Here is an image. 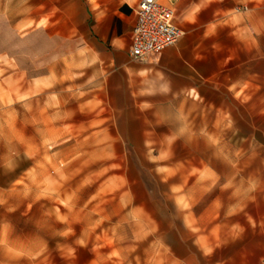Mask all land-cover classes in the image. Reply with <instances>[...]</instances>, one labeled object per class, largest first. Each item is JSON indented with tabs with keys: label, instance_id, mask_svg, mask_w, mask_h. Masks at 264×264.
I'll return each instance as SVG.
<instances>
[{
	"label": "rangeland",
	"instance_id": "1",
	"mask_svg": "<svg viewBox=\"0 0 264 264\" xmlns=\"http://www.w3.org/2000/svg\"><path fill=\"white\" fill-rule=\"evenodd\" d=\"M76 11L0 0V264H264V0L252 53L223 25L183 90L66 37Z\"/></svg>",
	"mask_w": 264,
	"mask_h": 264
},
{
	"label": "crops",
	"instance_id": "2",
	"mask_svg": "<svg viewBox=\"0 0 264 264\" xmlns=\"http://www.w3.org/2000/svg\"><path fill=\"white\" fill-rule=\"evenodd\" d=\"M60 1L74 3L77 7V11L70 18L71 25L66 30L67 33L72 34L68 33L66 37H76L81 44L83 42L89 43L90 47L87 46L86 49L89 48V52L92 54L109 55L117 68H122L128 64V60L131 59L128 51L136 24V8L141 0ZM215 1H219L221 5L215 6ZM255 1L256 6H258L259 0ZM241 4L242 0H201L199 2L195 0H178L176 5L173 2L176 20L184 31V36L175 46L167 49L156 58L159 66L158 70L166 72L165 76L174 82L172 86L179 90L192 89L195 86L198 78H201L197 65L200 62L209 61L208 48H204L205 52H202L197 40L218 37L219 29H223V25L229 27V34L232 38L243 43V50L252 53L253 46H249L248 40L255 39V42L257 41L259 37V20L257 17L254 19L253 16L238 13ZM178 13L182 16V22H179ZM24 22L25 20L19 21L16 29H22ZM42 26L46 27L45 25ZM42 26L37 24L36 28L26 32L22 41H32L35 38L33 35L37 34V29ZM255 51H257L256 43ZM11 54L12 51H9L8 47L1 41L0 90L7 86V71L10 65L9 55ZM15 60L16 65L21 66L24 70L31 67L34 69V63L29 67L24 66L19 57H16ZM243 64L242 61H238L239 67ZM136 70L147 71L146 68ZM207 255V258H209L210 254L207 253ZM209 264L258 263L250 262L247 258L242 257L238 262L228 260L224 263L214 261Z\"/></svg>",
	"mask_w": 264,
	"mask_h": 264
},
{
	"label": "built area",
	"instance_id": "3",
	"mask_svg": "<svg viewBox=\"0 0 264 264\" xmlns=\"http://www.w3.org/2000/svg\"><path fill=\"white\" fill-rule=\"evenodd\" d=\"M183 36L173 0H141L128 55L132 60L147 62L175 46Z\"/></svg>",
	"mask_w": 264,
	"mask_h": 264
},
{
	"label": "bare ground",
	"instance_id": "4",
	"mask_svg": "<svg viewBox=\"0 0 264 264\" xmlns=\"http://www.w3.org/2000/svg\"><path fill=\"white\" fill-rule=\"evenodd\" d=\"M44 121V120H43ZM49 122V121H48ZM52 124V123H51ZM52 127V126H51ZM78 127H80V126H78ZM55 129H53V131H54ZM51 131H52V129H51ZM56 131V130H55ZM59 131V130H58ZM57 131V132H58ZM38 132H39V134H41V136H43L44 135V131L43 130H38ZM76 142V141H75ZM93 159H91V161H92Z\"/></svg>",
	"mask_w": 264,
	"mask_h": 264
}]
</instances>
